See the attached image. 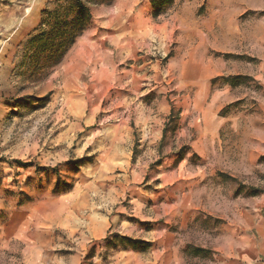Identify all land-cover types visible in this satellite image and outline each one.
<instances>
[{
    "label": "rangeland",
    "instance_id": "obj_1",
    "mask_svg": "<svg viewBox=\"0 0 264 264\" xmlns=\"http://www.w3.org/2000/svg\"><path fill=\"white\" fill-rule=\"evenodd\" d=\"M262 2L0 0V264H234L258 245Z\"/></svg>",
    "mask_w": 264,
    "mask_h": 264
},
{
    "label": "crops",
    "instance_id": "obj_2",
    "mask_svg": "<svg viewBox=\"0 0 264 264\" xmlns=\"http://www.w3.org/2000/svg\"><path fill=\"white\" fill-rule=\"evenodd\" d=\"M261 9H264V2H262V7ZM258 204H263L264 205V196L258 201ZM246 214H243V218L247 217L245 220V224L247 227L250 225L252 221V217H256V213H250L248 211L245 212ZM248 213V214H247ZM259 227H261L262 232L260 236V243L258 245L255 244L254 241H248L245 243V249L242 252H234L233 254H221L228 257L229 260L230 258L234 259V264H252L256 259L259 257H264V221L258 222ZM231 264H233L231 262Z\"/></svg>",
    "mask_w": 264,
    "mask_h": 264
},
{
    "label": "trees",
    "instance_id": "obj_3",
    "mask_svg": "<svg viewBox=\"0 0 264 264\" xmlns=\"http://www.w3.org/2000/svg\"><path fill=\"white\" fill-rule=\"evenodd\" d=\"M160 1H162V0H152V4L154 5L153 16H156L159 13L160 6L158 4L156 5L155 3L160 2ZM17 163L20 166H27L28 165L26 163H21L19 161ZM119 239H120L121 243L129 244V245H133V246L136 245V246H139L141 248H143V247H145L147 245V243H145V242H141V241H138V240H132V239L126 238V237H119ZM140 245H144V246H140ZM206 252H207V250H203V249H200V248H195V249L192 250V253L194 255H198L200 253H206Z\"/></svg>",
    "mask_w": 264,
    "mask_h": 264
}]
</instances>
